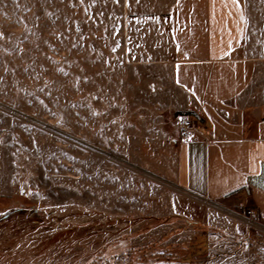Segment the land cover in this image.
I'll return each mask as SVG.
<instances>
[{
  "label": "rangeland",
  "instance_id": "obj_1",
  "mask_svg": "<svg viewBox=\"0 0 264 264\" xmlns=\"http://www.w3.org/2000/svg\"><path fill=\"white\" fill-rule=\"evenodd\" d=\"M126 3L0 0V264H264L254 220L177 188L182 95Z\"/></svg>",
  "mask_w": 264,
  "mask_h": 264
},
{
  "label": "crops",
  "instance_id": "obj_2",
  "mask_svg": "<svg viewBox=\"0 0 264 264\" xmlns=\"http://www.w3.org/2000/svg\"><path fill=\"white\" fill-rule=\"evenodd\" d=\"M126 6L152 25L155 56H163L156 63L169 68L182 95L178 116L200 128L189 139L172 128L177 188L225 211L255 210L264 230V58L246 42V0H127ZM164 36L167 55L157 38Z\"/></svg>",
  "mask_w": 264,
  "mask_h": 264
},
{
  "label": "built area",
  "instance_id": "obj_3",
  "mask_svg": "<svg viewBox=\"0 0 264 264\" xmlns=\"http://www.w3.org/2000/svg\"><path fill=\"white\" fill-rule=\"evenodd\" d=\"M178 133L181 136V139H189L193 133L199 131V125L189 117H181L178 122ZM256 215L255 210H249L246 212V217L250 220H253Z\"/></svg>",
  "mask_w": 264,
  "mask_h": 264
},
{
  "label": "snow or ice",
  "instance_id": "obj_4",
  "mask_svg": "<svg viewBox=\"0 0 264 264\" xmlns=\"http://www.w3.org/2000/svg\"><path fill=\"white\" fill-rule=\"evenodd\" d=\"M233 3H237V0H233Z\"/></svg>",
  "mask_w": 264,
  "mask_h": 264
}]
</instances>
